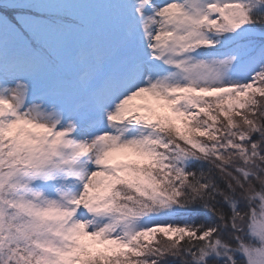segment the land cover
Here are the masks:
<instances>
[{
	"label": "snow or ice",
	"instance_id": "snow-or-ice-1",
	"mask_svg": "<svg viewBox=\"0 0 264 264\" xmlns=\"http://www.w3.org/2000/svg\"><path fill=\"white\" fill-rule=\"evenodd\" d=\"M0 264H264V0H0Z\"/></svg>",
	"mask_w": 264,
	"mask_h": 264
}]
</instances>
